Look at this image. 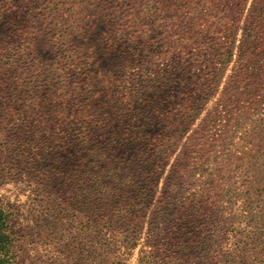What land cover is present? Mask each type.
<instances>
[{
    "label": "rangeland",
    "instance_id": "obj_1",
    "mask_svg": "<svg viewBox=\"0 0 264 264\" xmlns=\"http://www.w3.org/2000/svg\"><path fill=\"white\" fill-rule=\"evenodd\" d=\"M113 2L0 0V200L18 210L20 264H92L103 237L120 242V264H136L141 249L155 264H206L200 247L219 235L206 207L215 162L243 155L241 138L257 116L238 123L241 108L224 107L234 63L215 78L205 66L216 41L204 36L211 8L191 0ZM217 6L216 14L234 9L233 20L237 11L243 23L260 21L264 37V0ZM140 80L148 90L137 96ZM111 142L130 165L121 193L104 200L93 176L67 182L75 152L89 157ZM134 148L148 152L138 174ZM185 191L201 199L180 217L175 198ZM130 202L137 207L127 209ZM80 224L91 226L81 248L72 239ZM135 236L137 247L126 250Z\"/></svg>",
    "mask_w": 264,
    "mask_h": 264
},
{
    "label": "trees",
    "instance_id": "obj_2",
    "mask_svg": "<svg viewBox=\"0 0 264 264\" xmlns=\"http://www.w3.org/2000/svg\"><path fill=\"white\" fill-rule=\"evenodd\" d=\"M127 1L114 0L113 4L118 8ZM221 1L200 0L198 3L191 0V2L196 3L197 8L202 7L203 10L211 8L208 19H212L213 23L209 24L208 28L204 30V36L210 37L209 39L215 37L216 41L211 42L213 44L208 48L209 52L206 54L210 55V59L207 60L205 66L210 72H217L213 76L215 78L225 74L228 67L234 63L230 70L231 75L228 76L232 93L224 98V107L235 108L239 106L241 108L238 123L247 121L251 119L250 117L257 116V119L252 120V125L250 124L245 129L244 136L241 138L245 148L243 155L240 158H233L230 154H226L222 161L215 162L218 165L215 171L216 179L211 181L208 189L211 202L209 206L206 203L204 204L211 212V216L209 214L211 227L219 235L218 237L215 236L214 240L204 243L200 249L205 256L206 264H264L263 26L258 20L241 22L237 11L234 13L236 18L233 20L231 13L234 9L230 7L216 14L217 5ZM171 6L174 7V4L172 3ZM175 7H177V2H175ZM145 12L147 13V7H145ZM50 26L52 27V25ZM59 32L61 31L54 30L53 33L50 32V34L55 35L53 41L55 45L60 44L59 37L61 35L58 34ZM238 35H241V40H238ZM183 40L186 41L185 36H183ZM237 43L239 44L237 45ZM123 52L126 53L125 50ZM235 55L238 56L236 62L234 61ZM10 59V56L7 57V61H10ZM67 64L73 66L76 70L80 67V64L72 63L69 59ZM55 71L57 70L51 69L49 72L55 74ZM147 88L145 81L137 83L135 86L137 96H142L143 92L146 93ZM201 94L205 95L204 93ZM193 107L202 108V104ZM115 145L114 142H111L98 149H93L90 151L89 157H81V152H75L72 158H77L78 164L74 165L75 162L70 159L72 165L68 167L67 175L71 178L68 177L67 182L76 177L93 176L95 179L92 180V189L95 190V193L96 191L100 192L98 195H102L106 201L113 198L121 187L125 188V183L122 182L124 176L122 172L130 167L128 162L125 161L124 155L120 152V148H116ZM147 157L148 152L137 149V152H135L137 161L131 164V166L134 165L133 173L138 169H142L139 163L143 165ZM87 161L89 166H86ZM54 162L59 164L61 168L64 166L62 159ZM236 163L240 165L237 166ZM228 167H234V169L227 171ZM136 174H138V171H136ZM136 178L138 177H133L132 182ZM144 181L145 186L149 187V179H144ZM95 187H101V189ZM185 192L189 195L176 194L175 198L176 211H178L180 217L188 211L192 212L198 209L199 207L194 205L201 199L199 193L190 194L187 191ZM129 200L131 201L130 198ZM95 201L99 202L98 199ZM217 201H222L224 204L222 209L217 206ZM99 204L103 203L99 202ZM136 207V202H130L127 205V209ZM63 211L62 216H67L68 208H63ZM17 216V209L9 207L0 200V264H20L14 255V248L19 236L14 223ZM89 229H91L89 225L85 227L80 224L76 227V234L72 236L75 247L79 246L81 248L82 240ZM79 240L81 242L77 244ZM129 240L127 246H125L126 250L135 249L138 242L137 236L129 238ZM118 243L120 242L113 241L112 237H109V239L100 238L92 252L94 255L92 264H120L117 260L121 259L123 255ZM80 248L78 250H81ZM136 264H155L152 253L141 249Z\"/></svg>",
    "mask_w": 264,
    "mask_h": 264
}]
</instances>
